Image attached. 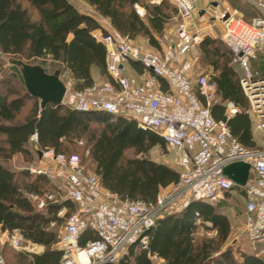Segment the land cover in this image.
I'll use <instances>...</instances> for the list:
<instances>
[{"label": "trees", "instance_id": "1", "mask_svg": "<svg viewBox=\"0 0 264 264\" xmlns=\"http://www.w3.org/2000/svg\"><path fill=\"white\" fill-rule=\"evenodd\" d=\"M84 1L93 14L82 11L70 0H0V51L38 64L48 73L59 69L61 75L71 77L74 88H82L92 83L94 72L108 77L105 47L93 36L99 28L104 32L97 17L107 18L122 34L131 38L142 35L153 44L154 34H161L165 24L176 15V7L169 0L160 4L146 0ZM242 1L244 11L253 14L246 13L242 18L250 22L259 13L253 5ZM135 5L144 8L143 15L136 12ZM199 54L201 63L212 66L215 72L212 79L216 100L211 104V114L223 120L225 102L232 101L239 110L226 123L232 135L247 146L251 120L245 111L248 101L239 85L241 69L231 62L232 53L219 37H204ZM48 60L52 69L46 66ZM251 65L264 74L262 55ZM33 133L37 136L35 141L30 140ZM154 145L164 147L162 137L155 131L139 128L132 118H114L102 111H78L50 102L41 106L40 100L30 95L17 74L8 68L7 74L0 77V230H18L25 241L44 248L39 254L3 248L2 252L8 254L5 264H60L62 252L53 247L59 231L50 223L64 224V217L57 216L61 207L66 209L65 216L77 208L69 196L58 200V205L45 201L38 206L30 194L42 196L52 192L53 184L44 174L10 167L13 155L21 154L31 161L38 149L77 153L82 164L89 162L103 187L122 197L153 200L161 189L180 178L178 170L147 155ZM234 189L245 197L243 187L233 185L219 201L192 199L181 211L157 217L149 230L147 248L130 244L110 264H264L262 257L234 250L227 243L231 223L220 205L226 204ZM199 228L213 234H200ZM94 238V231L86 228L79 244L83 246ZM159 259L162 261L158 262Z\"/></svg>", "mask_w": 264, "mask_h": 264}, {"label": "built area", "instance_id": "2", "mask_svg": "<svg viewBox=\"0 0 264 264\" xmlns=\"http://www.w3.org/2000/svg\"><path fill=\"white\" fill-rule=\"evenodd\" d=\"M146 1L160 4L163 0ZM169 1L176 7L178 21L171 34L164 36L165 44L160 50L136 44L101 18L104 32L99 29L93 36L105 47V69L111 79L82 88L71 89L65 84L61 104L78 111L132 118L139 128L157 132L172 163L180 169V178L153 200L130 199L103 187L98 175L81 163L77 153L39 149L45 162L28 170L64 179L67 196L77 206L66 216L65 207L57 211L58 217H64L63 231L56 242L62 252L60 264H110L130 244L147 248L149 230L157 217L181 211L192 199H223L225 191L237 185L224 173V168L233 162L249 164L247 180L241 186L246 197L245 235L251 242H264V148L242 145L226 120L213 117L210 107L216 100V84L209 73L192 77L197 59L193 50L220 22V36L232 53L231 62L241 69L239 85L248 101L245 111L253 128L264 133V74L251 65L259 55L264 59V0H245L259 13L250 22L222 0H204L202 7L196 6L195 0ZM135 9L143 15L142 8L135 5ZM128 60L140 62L150 74L140 82L128 77L123 69ZM158 78L164 79L168 89ZM238 110L232 101L225 102L226 119ZM36 138V133L30 136L31 141ZM31 195L39 205L46 200L58 202L51 192L43 198ZM86 228L94 231L96 238L82 246L79 239ZM0 232L10 235L13 248L21 247L23 237L18 230ZM32 246L41 250L37 244ZM80 254L86 261L80 260ZM0 264H4L1 254Z\"/></svg>", "mask_w": 264, "mask_h": 264}, {"label": "rangeland", "instance_id": "3", "mask_svg": "<svg viewBox=\"0 0 264 264\" xmlns=\"http://www.w3.org/2000/svg\"><path fill=\"white\" fill-rule=\"evenodd\" d=\"M230 4L232 7H235L238 9L239 14L241 17H246V13L251 15V12L244 11L242 8V5H245V3L242 0H222ZM72 2L79 7L81 10L88 11L89 13H92V10H89L87 6L79 2L78 0H72ZM205 1L204 0H198L197 4L199 6L204 5ZM241 6V7H240ZM247 14V16H248ZM253 15V14H252ZM221 23L217 22L216 25L213 27V31L216 33L221 32ZM197 53V59L195 61V70L198 73H203V72H208L207 69L209 67L203 65L200 61V54L199 51H196ZM13 58L7 54H4L0 51V62L2 63V71H0V77H3L7 74L8 68L12 65V60ZM46 66L49 69L53 68L52 62L50 60L47 61ZM61 79L64 81V83L67 85L69 88H73L72 83H69L68 81V76L67 75H60ZM168 152L166 151V148L161 147L159 145H154L152 146L147 155L155 160H161L164 158V154H167ZM45 161V160H44ZM39 159L37 154H33L32 160L28 161L23 155L21 154H15L13 155L12 159L9 162V166L16 169V170H21V169H26L27 171L29 167H37L39 165ZM85 167L89 170L93 171V168L89 165V162L84 163ZM30 174H36L31 171H29ZM48 177V176H47ZM49 179L52 182V192L55 199L57 200H64L67 197V183L64 179L58 178V177H49ZM49 193L48 191L45 192V194ZM31 199L38 205H39V200L34 198L30 194ZM48 201V200H46ZM245 202L246 199L243 196V194H240L238 189H234L231 191L229 197L226 200V204L224 206L220 205V210L224 211L227 216L230 219L231 223V233L228 239V244H230L234 250H239L240 252H246V253H254L264 259V242H251L250 240L247 239L245 232H244V226H245ZM61 224V223H60ZM59 224V225H60ZM57 223H54L53 225H50L51 227L56 228L58 231L62 228L61 225L59 226ZM199 233L202 234H207L211 235L213 234L212 232L209 231H204L202 228H199ZM9 234L7 232H0V254L4 259V264H5V259L8 256V254H4L3 248L9 250H15V251H27L30 253H33L34 251H42L39 248H34L32 246V243L29 241H25L23 239L21 247L18 249L13 248L10 243H9ZM55 245V244H54ZM53 245V247H54ZM39 249V250H38ZM236 256L238 254L236 253Z\"/></svg>", "mask_w": 264, "mask_h": 264}, {"label": "crops", "instance_id": "4", "mask_svg": "<svg viewBox=\"0 0 264 264\" xmlns=\"http://www.w3.org/2000/svg\"><path fill=\"white\" fill-rule=\"evenodd\" d=\"M71 2H72V0H70ZM79 2H80V0H78ZM197 1L198 0H195V4H196V6H198V7H202L203 5H201V6H199L198 4H197ZM73 3V2H72ZM74 4V3H73ZM75 5V4H74ZM76 6V5H75ZM139 6V5H138ZM140 8H142L143 9V13H144V8L143 7H141V6H139ZM79 8V7H78ZM80 9V8H79ZM88 9L89 10H91V8L90 7H88ZM257 10V9H256ZM82 11H85V10H83L82 9ZM85 12H88V11H85ZM139 14V13H138ZM140 15V14H139ZM98 18V22H99V24H100V26H101V24H102V22H101V18H103V19H105L109 24H110V22H109V20L107 19V18H105V17H101V16H99V17H97ZM178 21V16H177V12H176V15L175 16H173L172 18H170V20L165 24V27H164V29H163V31H162V33L161 34H154L155 35V43H153V44H151L150 42H149V40H148V38L147 37H145V36H142V35H138V36H136V37H134V38H132V40L136 43V44H139V45H141V46H143V47H146V48H150V49H154V50H160V49H162L163 48V46H164V44H165V40H164V36L166 35V36H169L170 34H171V32H172V29H173V27L175 26V23ZM111 25V24H110ZM112 26V25H111ZM100 29V28H99ZM99 29H97V30H95V32L94 33H98L99 32ZM221 33V32H220ZM220 33H216V32H214L213 30H211V31H208L203 37H202V39H201V41L204 39V37H206V36H209V37H212V38H215V37H219L220 39H221V36H220ZM222 40V39H221ZM201 41H200V43H201ZM200 43L195 47V49L193 50V51H200ZM207 67H209V69H207L208 70V72L207 73H209L210 75H211V77H213V75H214V70H213V67L212 66H207ZM194 69H193V71H192V77H195L197 74H199L196 70H195V63H194V67H193ZM123 69H124V73L128 76V77H132V78H135L137 81H141V80H143L145 77H147L149 74H150V72L147 70V69H145L141 64H140V62H138V61H134V60H128L127 62H125L124 64H123ZM204 73V72H203ZM61 75V74H60ZM110 80L111 79V77L108 75V77L106 76V75H99V74H97V73H92V82H101V81H104V80ZM68 81H70V83H72V86H73V84H74V81L71 79V77H69L68 76ZM158 81L161 83V85H162V87L164 88V89H168V87H167V84H166V82L164 81V79H161V78H158ZM91 84V83H90ZM89 85V84H88ZM85 86H87V85H85ZM111 115V114H110ZM112 117H114V118H117V117H119V116H115V115H111ZM250 118V117H249ZM251 120V119H250ZM249 138H248V142H249V144L246 146V147H254V148H264V133L263 132H260V131H257V130H255L254 128H253V125H252V122H251V129H250V132H249V136H248ZM245 146V145H244ZM164 148H165V146H164ZM38 151V150H37ZM37 154H38V152H37ZM165 156H164V158L163 159H161V160H155V159H153V158H151V159H153V160H155V161H159V162H164V163H166V164H168V165H170L172 168H174V169H176V170H178L179 172H180V169L177 167V166H175L173 163H172V161H171V155H170V153H167V154H164ZM38 159H39V165L40 164H42V163H44L45 161H44V159L41 157V155H39L38 154ZM89 170V169H88ZM89 171H92V170H89ZM94 172V171H93ZM168 187H170V186H168ZM168 187H166V188H168ZM165 188H163V189H161L160 190V192L162 191V190H164ZM55 222V221H54ZM50 225H51V223H50ZM62 228L59 230V233H58V239H59V237H60V235H61V233H62V231H63V225L61 226ZM29 242H31V241H29ZM31 243H33V242H31ZM33 244H37V243H33ZM38 246H41V250L43 251V245H40V244H37ZM54 248H56V243H55V245H54ZM126 250V249H125ZM42 251H38V252H35V253H33V254H39V253H41ZM125 252V251H124ZM162 260L161 259H159L158 260V262H161Z\"/></svg>", "mask_w": 264, "mask_h": 264}, {"label": "water", "instance_id": "5", "mask_svg": "<svg viewBox=\"0 0 264 264\" xmlns=\"http://www.w3.org/2000/svg\"><path fill=\"white\" fill-rule=\"evenodd\" d=\"M85 6L90 5L80 0ZM12 65L9 67L13 70L21 82L24 83L28 93L40 100V105L50 102L52 104H61L66 91V85L60 77L59 69L52 73L46 72L42 66L38 64H29L21 59L13 58ZM223 120H226L224 118ZM38 154L41 151L38 149ZM249 172V164L244 162H233L224 168V173L231 178L237 185L243 186L247 180ZM53 205H58L57 201L52 202Z\"/></svg>", "mask_w": 264, "mask_h": 264}, {"label": "bare ground", "instance_id": "6", "mask_svg": "<svg viewBox=\"0 0 264 264\" xmlns=\"http://www.w3.org/2000/svg\"><path fill=\"white\" fill-rule=\"evenodd\" d=\"M79 258H80L81 261H86V257L83 256L82 254L79 255Z\"/></svg>", "mask_w": 264, "mask_h": 264}]
</instances>
